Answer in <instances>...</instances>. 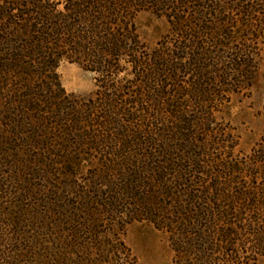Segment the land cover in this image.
I'll use <instances>...</instances> for the list:
<instances>
[{
	"label": "rangeland",
	"instance_id": "obj_1",
	"mask_svg": "<svg viewBox=\"0 0 264 264\" xmlns=\"http://www.w3.org/2000/svg\"><path fill=\"white\" fill-rule=\"evenodd\" d=\"M78 1L0 0V264H176L182 238L153 214L217 208L223 189L263 177L264 0H111L104 22L142 66L122 57L108 90L61 54ZM84 225L97 233L61 243Z\"/></svg>",
	"mask_w": 264,
	"mask_h": 264
},
{
	"label": "trees",
	"instance_id": "obj_2",
	"mask_svg": "<svg viewBox=\"0 0 264 264\" xmlns=\"http://www.w3.org/2000/svg\"><path fill=\"white\" fill-rule=\"evenodd\" d=\"M112 4L111 0H79L78 3L73 5L72 16L62 17L61 15V38H64L61 44V54H63L64 49L71 53L75 52L77 54L76 59H79L78 61L82 62L92 72L102 76V80H99V82L105 85L101 86L105 90L109 89L111 82L121 72L119 68L114 69L117 61L128 57L129 62L134 66H142L138 49H131L124 45V39L121 38L118 27H115L112 21L110 23L104 22L110 16L109 14L115 16L117 9H113ZM78 22L82 26H78ZM85 24L87 25L84 26ZM128 41L134 44L138 43L135 36ZM85 44H88V46ZM186 49L181 48V50ZM194 57L193 61L196 59L195 54ZM105 97L110 96L105 94ZM115 105L117 106V102L114 104L111 102L109 108H113ZM165 170L168 169L165 168ZM228 172L230 174L228 179L231 184H235L236 180L242 181L237 176V174L240 175L241 173L234 166L233 168H228ZM262 172L260 174L263 176L262 178L250 176L252 187L251 185L247 186L246 183V186L241 185L242 182H240L238 183L240 187L234 192H228L227 189H223L221 198L216 199L215 202H223V205L220 203L217 208L209 207L210 204H207V207L203 206L190 211L181 210L182 208L179 209L178 207L173 212L171 208L165 207L159 214H153L151 221L159 230L182 238L183 246L179 248L180 250L183 249V251L179 252V262L177 260L176 264H209L208 261L211 257L205 259L207 250L211 252L217 250L219 253L224 251L225 257L218 258L220 264H245V260L249 259V257H246L249 250L254 251L256 249L258 252L264 253V237L262 236L264 232H261L260 227L257 230L255 224V221H259V211L264 208V171ZM160 179L164 180L166 177L159 174V182H161ZM257 181H262L263 187L256 185ZM226 187L230 188L231 186L227 185ZM187 195L188 193L184 194V196ZM202 195L203 197L206 196L207 200L209 199L207 192ZM178 196L176 195V199L179 198ZM194 199H196V196L191 197V202L195 201ZM251 201L253 204L249 203ZM180 204H182L181 201ZM260 204L261 207L258 206ZM183 211H185V214ZM175 213L182 215L181 221L175 220L173 216ZM168 215L172 216V218H167ZM220 223H223V226L216 228ZM197 229L198 231L195 232ZM82 230H86L85 232L90 235L97 233L95 226L85 227L84 225L78 228L74 226L64 233V237H61V243L66 246L70 243L69 245L74 246L80 241L79 236ZM195 236H199V239H196ZM66 242L68 243L66 244ZM206 247L210 248L207 249ZM193 255L198 257L195 262L191 261ZM210 264L212 263L210 262Z\"/></svg>",
	"mask_w": 264,
	"mask_h": 264
}]
</instances>
